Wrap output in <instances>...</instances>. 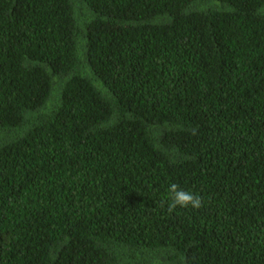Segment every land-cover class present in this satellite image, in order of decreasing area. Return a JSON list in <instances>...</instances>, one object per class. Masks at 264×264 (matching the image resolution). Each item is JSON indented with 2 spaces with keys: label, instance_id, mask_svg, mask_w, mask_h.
Segmentation results:
<instances>
[{
  "label": "trees",
  "instance_id": "16d2710c",
  "mask_svg": "<svg viewBox=\"0 0 264 264\" xmlns=\"http://www.w3.org/2000/svg\"><path fill=\"white\" fill-rule=\"evenodd\" d=\"M0 264H264V0H0Z\"/></svg>",
  "mask_w": 264,
  "mask_h": 264
},
{
  "label": "clouds",
  "instance_id": "9594fccd",
  "mask_svg": "<svg viewBox=\"0 0 264 264\" xmlns=\"http://www.w3.org/2000/svg\"><path fill=\"white\" fill-rule=\"evenodd\" d=\"M169 193H170L169 211L175 209L176 207H181V208L191 207V209L193 210H198L202 207L201 197L193 194L192 192L181 189L175 183L170 184Z\"/></svg>",
  "mask_w": 264,
  "mask_h": 264
}]
</instances>
